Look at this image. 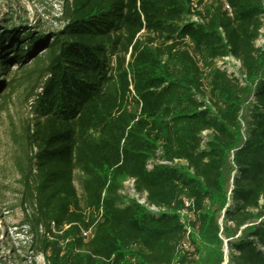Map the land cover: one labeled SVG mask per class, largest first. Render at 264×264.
<instances>
[{
    "label": "trees",
    "instance_id": "trees-1",
    "mask_svg": "<svg viewBox=\"0 0 264 264\" xmlns=\"http://www.w3.org/2000/svg\"><path fill=\"white\" fill-rule=\"evenodd\" d=\"M17 5L0 21V114L12 69L36 67L18 166L46 263L223 264L225 237L230 264H264V0H62L47 33Z\"/></svg>",
    "mask_w": 264,
    "mask_h": 264
},
{
    "label": "rangeland",
    "instance_id": "rangeland-1",
    "mask_svg": "<svg viewBox=\"0 0 264 264\" xmlns=\"http://www.w3.org/2000/svg\"><path fill=\"white\" fill-rule=\"evenodd\" d=\"M6 4L12 5L14 11H16L15 5L20 4L22 8L20 12L18 11L20 22L36 27L41 32H53L62 27L59 21L62 0H0V21L5 19L3 15L6 14V9L3 6ZM256 44L257 46L264 45L261 38ZM226 65L239 73V65L236 62L228 60ZM35 68L33 65L29 66L24 72L23 69H12V72L19 76L18 83L8 101L6 110L0 114V263L47 264L45 257L37 252V247H41L42 238L34 237L26 225L31 209L28 206L24 208L21 206L23 186L18 166L20 160L24 158L21 149L23 136L32 118V93L40 80V72ZM248 106L246 105V109ZM231 176L233 177L234 174ZM231 186L232 180L230 179L227 185L228 195ZM77 188L81 193L78 184ZM122 194L129 199H136L131 180L123 182ZM224 213L225 209L219 216L221 231L223 230ZM183 216L184 218L190 217L186 213ZM52 232L57 234L54 229ZM90 234L91 232L85 233L86 236ZM43 239L47 242H58V245L63 244L62 240H58L49 233H44ZM223 239V264H230L232 252L228 248L225 237Z\"/></svg>",
    "mask_w": 264,
    "mask_h": 264
},
{
    "label": "built area",
    "instance_id": "built-area-1",
    "mask_svg": "<svg viewBox=\"0 0 264 264\" xmlns=\"http://www.w3.org/2000/svg\"><path fill=\"white\" fill-rule=\"evenodd\" d=\"M229 11H230V8L229 6L226 7ZM260 40V39H259ZM258 40V41H259ZM261 40L263 41V44H264V38H261ZM257 41V42H258ZM228 60H232L234 62H236L238 65H239V70L241 68V64L238 60L234 59L233 57H227L221 61L218 62V66L224 68V69H227L228 73L229 74H234V76H236L237 78H241L240 76V71L239 73H237V71H235L234 69H231L229 67H227L226 65V61ZM133 182V180H131ZM133 189H134V182H133ZM134 194H135V197H136V200L138 201V203H140L141 205H144L145 207H147L151 212H154V213H157L159 212V209L154 207V206H150L147 202H146V198L145 196L143 197H140L138 194H136L135 190H134Z\"/></svg>",
    "mask_w": 264,
    "mask_h": 264
}]
</instances>
